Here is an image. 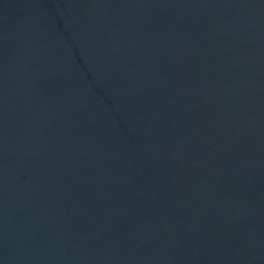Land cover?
Returning a JSON list of instances; mask_svg holds the SVG:
<instances>
[{
	"label": "water",
	"instance_id": "1",
	"mask_svg": "<svg viewBox=\"0 0 264 264\" xmlns=\"http://www.w3.org/2000/svg\"><path fill=\"white\" fill-rule=\"evenodd\" d=\"M0 264H264V0H0Z\"/></svg>",
	"mask_w": 264,
	"mask_h": 264
}]
</instances>
